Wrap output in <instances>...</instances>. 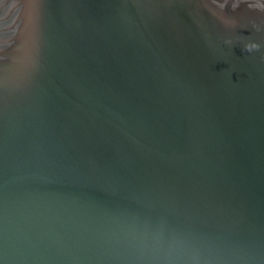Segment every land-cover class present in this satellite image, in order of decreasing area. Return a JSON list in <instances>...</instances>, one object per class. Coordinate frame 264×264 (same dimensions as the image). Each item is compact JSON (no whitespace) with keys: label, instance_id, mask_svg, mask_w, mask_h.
Wrapping results in <instances>:
<instances>
[{"label":"water","instance_id":"1","mask_svg":"<svg viewBox=\"0 0 264 264\" xmlns=\"http://www.w3.org/2000/svg\"><path fill=\"white\" fill-rule=\"evenodd\" d=\"M0 264H264V0H0Z\"/></svg>","mask_w":264,"mask_h":264}]
</instances>
